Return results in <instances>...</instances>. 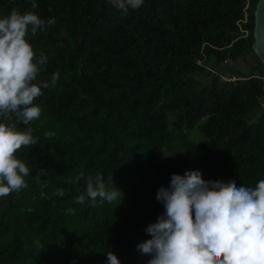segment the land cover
<instances>
[{
    "label": "trees",
    "instance_id": "trees-1",
    "mask_svg": "<svg viewBox=\"0 0 264 264\" xmlns=\"http://www.w3.org/2000/svg\"><path fill=\"white\" fill-rule=\"evenodd\" d=\"M258 2L144 0L125 14L111 0H39L36 9L0 0V15L56 18L29 40L48 56L37 81L60 72L34 100L39 118H8L37 140L17 150L33 168L28 187L0 197V264H106L108 250L122 264H147L151 255L137 245L165 212L158 189L173 173L200 169L222 185L264 178V82L253 77L264 74L253 51ZM251 54L248 72L232 69L243 78L235 82L206 67ZM101 172L123 198L77 203L86 179L76 177Z\"/></svg>",
    "mask_w": 264,
    "mask_h": 264
},
{
    "label": "clouds",
    "instance_id": "clouds-1",
    "mask_svg": "<svg viewBox=\"0 0 264 264\" xmlns=\"http://www.w3.org/2000/svg\"><path fill=\"white\" fill-rule=\"evenodd\" d=\"M111 2L127 14L144 0ZM38 7L39 0H31V8ZM55 23V17L44 18L32 10L13 9L0 15V197L28 187L26 178L33 168L17 150L36 143L37 137L30 126L20 130L8 118L15 114L30 125L42 113L35 98L43 94V88L58 83L59 70L50 80L37 81L48 56L38 55L29 40V34ZM81 177L86 179V190L75 197L77 203L89 198L93 204L113 202L124 196L114 181L115 186L108 187L102 172L80 173L76 180ZM56 191L62 196L65 190ZM157 199L165 212L147 226L151 238L137 245L142 254L151 255L147 264H264V178L255 186L222 185L205 181L200 169H188L184 174L173 173L170 186L158 189ZM107 257L106 264H122L114 251L108 250Z\"/></svg>",
    "mask_w": 264,
    "mask_h": 264
},
{
    "label": "water",
    "instance_id": "water-1",
    "mask_svg": "<svg viewBox=\"0 0 264 264\" xmlns=\"http://www.w3.org/2000/svg\"><path fill=\"white\" fill-rule=\"evenodd\" d=\"M254 38L253 51L264 65V0H259L256 7Z\"/></svg>",
    "mask_w": 264,
    "mask_h": 264
},
{
    "label": "built area",
    "instance_id": "built-area-1",
    "mask_svg": "<svg viewBox=\"0 0 264 264\" xmlns=\"http://www.w3.org/2000/svg\"><path fill=\"white\" fill-rule=\"evenodd\" d=\"M246 22H247V20L245 21V23H246ZM244 36H245V37L248 36V32H247V31H245V35H244ZM198 63L201 64V65H202V64L204 65V63H203L202 60H199ZM231 63H232L231 59H228V60H226L223 64L226 65V66H228V65H230ZM206 67H207V69H208L209 71H211L212 73L218 75V76L222 79V81H224V82H235V81H237V80L243 79V78H241V77H237V76H233V75H224V74H220V73H217V71H216L214 68H212V67H210V66H206ZM253 77H255V78H257V79H260L261 81L264 82V74H257V75H254Z\"/></svg>",
    "mask_w": 264,
    "mask_h": 264
},
{
    "label": "rangeland",
    "instance_id": "rangeland-1",
    "mask_svg": "<svg viewBox=\"0 0 264 264\" xmlns=\"http://www.w3.org/2000/svg\"><path fill=\"white\" fill-rule=\"evenodd\" d=\"M255 54H251L249 55L248 57H246L245 59H242L240 61V65L242 67L243 70H245L246 72H248L250 69V65L254 64V56ZM233 68H238L237 64H234L233 65ZM261 104H262V107H264V98L261 99ZM261 110H259L260 112ZM193 137L195 138H198V139H202V134L196 129L194 132H193Z\"/></svg>",
    "mask_w": 264,
    "mask_h": 264
},
{
    "label": "crops",
    "instance_id": "crops-1",
    "mask_svg": "<svg viewBox=\"0 0 264 264\" xmlns=\"http://www.w3.org/2000/svg\"><path fill=\"white\" fill-rule=\"evenodd\" d=\"M210 65V63H208ZM238 66V69H240L241 71L246 72L245 70L242 69L241 65H240V61L238 63H236ZM233 63H231L230 65L226 66L224 64L221 65H216L215 66V70L217 71V73L220 74H224V75H230L232 73V69H233ZM254 64L250 65L249 69L253 66Z\"/></svg>",
    "mask_w": 264,
    "mask_h": 264
}]
</instances>
